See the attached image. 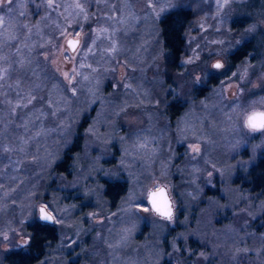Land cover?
Masks as SVG:
<instances>
[{
  "label": "rangeland",
  "instance_id": "rangeland-1",
  "mask_svg": "<svg viewBox=\"0 0 264 264\" xmlns=\"http://www.w3.org/2000/svg\"><path fill=\"white\" fill-rule=\"evenodd\" d=\"M184 2L190 3L193 0ZM194 2L200 5L201 0ZM5 3L9 7L16 6L20 9L14 15L23 23L39 22V15H31L29 19L23 14L24 0H0V12ZM123 3L124 0H109V7L113 9L111 15L120 16L121 13L116 9ZM136 4L137 8H142L143 0H136ZM26 7L29 13L33 12L34 6L31 3ZM148 7H152L151 3ZM179 10L188 9L175 11ZM91 11L94 14L93 21L83 27L67 29L70 33L67 37L63 33H49L45 29L44 36L54 44L46 45L43 43L44 37H34L33 41L39 45L34 52L35 62L23 70L10 72L7 82L0 80V129H6L0 137L4 143L0 168L13 173L6 183H0V189L8 193L0 201L3 222L12 223L18 218L21 210L28 206L29 197L35 198L40 206L46 207L53 215L55 226L52 227L57 232V238L38 264H72L73 260L77 264H225L224 247L218 240L229 226L250 225L248 231L252 236L264 237V227H260L263 224L261 217L264 210L260 206L264 205V195L252 193L240 181L239 169L234 183L224 178L235 174L238 163H246L251 159L250 153L261 141H253L249 151L243 150V156L230 158L218 146L221 143L219 132L223 131L221 123L224 117L219 111L208 112L206 109L220 107L216 90L221 86L226 102L237 99L247 102L258 98L256 93L264 80V28L254 34L252 43L246 45L249 48L247 57L236 62L226 57L225 60L231 62L229 71L220 79L214 72H210L211 81H216L217 84H209L207 91L202 88L194 93L188 71L197 67L194 57H198L203 64L216 59L215 52L219 51L218 40L221 39V33L219 29L214 30L213 24L218 21L215 18L206 21L207 13L193 14L188 10L191 17L183 32L184 47L177 65L169 62L161 43L159 25L149 21L132 27L119 34L125 55L113 62V74L103 90V95L109 101L102 106L99 101L85 103L83 97L79 102L74 100L68 90L71 83L65 81L60 74L61 70H70L80 60L78 56L73 57L72 61L68 60V52L65 50L69 48L67 41L70 38L78 39V48L90 49L93 44L92 34L97 27L96 21L109 15L102 5L93 7ZM231 14L247 15L251 19L245 23H233L229 29L230 36L225 37L230 43L246 36L254 21L258 20L264 25V3L261 0H256L255 5L248 8L236 3ZM20 31L27 33L26 29ZM18 49L22 54L26 52L21 49L20 42H13L11 51ZM160 51L166 53L164 61L156 59ZM130 57L136 58V63H129ZM153 62L158 66L157 69L152 67ZM181 63H185V67H181ZM172 65H175V69ZM242 65L251 68L250 83L247 85H242L237 75ZM12 67L15 69L17 66L14 64ZM200 71L202 68L195 72L197 78ZM157 74L164 77L165 84L162 88L153 82V77ZM125 77L133 78L132 87L140 84L151 90L153 100L151 104H144L146 111H141L140 106L135 103H129L126 90L130 85ZM65 83L68 89L58 90L54 87ZM238 88L241 90L239 97ZM177 90L182 91L186 102L173 103L176 99L173 94ZM169 104L170 108L167 107ZM114 107H120V111L127 115L116 129H109L106 125L111 123L108 117ZM180 108L181 111L174 114ZM181 121L197 122L199 127V133L183 146L178 145ZM153 125L154 132L166 137L159 145H152L161 148L159 158L147 165L129 164L132 171L124 173L128 180H118L126 187L125 197L109 205L104 199V190L106 183L111 182L93 169L99 166L121 173L123 168L120 161L125 155L122 150L125 144L117 146L109 141L110 147L103 154H114L115 157L100 161L97 165L96 159L100 153L93 150V139L97 132L102 137L112 132L119 138L138 128ZM93 129L94 131H90ZM18 136L28 139L27 151L23 155H12L8 143ZM73 136H76L77 142L79 138L81 140L70 153L71 162L63 171L56 170L55 164L60 160V153L65 149L64 145L73 140ZM260 158H264V151L260 153ZM209 160L212 162L205 163ZM12 165L15 166L14 169ZM161 165L167 168L166 182L172 185V194L177 202L176 227L168 230L166 225L162 226L153 219L151 228L145 223L142 232L136 234L128 246L114 253L112 241L115 233L122 227L140 224L138 216L123 215L129 195L139 189L137 181L148 183L162 178ZM194 167L205 171L193 173ZM225 169L230 172L225 173ZM205 183H210L211 188L217 190L213 192L210 187L205 189ZM89 189L93 190L94 195H86ZM201 189L204 191L199 194ZM237 189L239 191H235ZM229 205L228 211H219V207ZM65 208L74 209L71 216L57 218V212ZM133 208L140 216L148 215L144 206L139 203L134 204ZM221 217L226 219H220ZM37 223L42 222L37 218L15 223L17 239L14 242L20 244L22 241H29L27 228ZM77 230H81L78 236ZM252 236L239 243L236 252L232 253L234 264H251L264 258V242ZM228 247L231 248L232 245L229 244ZM9 248L8 243L0 244V252H6Z\"/></svg>",
  "mask_w": 264,
  "mask_h": 264
},
{
  "label": "clouds",
  "instance_id": "clouds-1",
  "mask_svg": "<svg viewBox=\"0 0 264 264\" xmlns=\"http://www.w3.org/2000/svg\"><path fill=\"white\" fill-rule=\"evenodd\" d=\"M264 3V0H261ZM31 3L34 8L33 12L29 13L26 5ZM151 3L152 7H148ZM236 3H239L242 7L248 8L255 5L256 0H201L200 5H197L194 0L190 3H185L184 0H143L142 8H137L136 0H124L123 5L118 6L116 9L121 14L120 16H113L111 12L113 9L109 7V0H24L23 14L31 18V15H39V22L23 23L20 21L14 13L19 11L16 6L9 7L8 3L3 5V11L0 12V80L7 82L9 74L12 71L23 70L27 65L35 62L36 57L34 52L39 46L33 41L34 37H44L43 43L54 44L53 41H49L44 36V30L47 29L49 33L60 32L66 37L70 35L67 29H71L74 26L83 27L86 23L93 21V7L103 6L104 10L109 12L106 18H102L96 21V31L92 34V47L90 49L83 48H66L68 52V60L72 61L73 57H79L78 63H74V66L70 70H61V76L65 78V81L71 83V88L68 89V85L57 84L54 85L58 90L68 89L72 93V97L77 102L83 97L84 102H96L99 101L102 106L108 104L109 98L103 95V90L107 86L112 74H113V62L125 55V50L122 47L119 34L129 31L132 27L147 24L149 21L155 25L162 24V20L166 19L169 14H172L177 9H188L193 14L207 13L205 20H215L218 23L213 24V28L219 29L221 33V39L218 40L219 51L215 52L216 59L210 60L207 64H203L198 57H194L197 67L190 69L188 75L192 78L191 89L195 93L202 88L207 87L211 81L210 72H214L218 79L224 76V73L229 71L230 61H226V57H231L237 52L241 51L245 45L253 42L254 34L260 29L264 28V25L259 21H254L251 27L248 28V34L236 39L234 43L228 42L225 37L230 36L229 29L235 21H244V23L251 18L247 15L235 14L232 15V7ZM53 13H55L53 15ZM214 13V17H213ZM175 22V20H174ZM174 26L179 28V24L174 23ZM20 29H26L27 33L21 32ZM88 35V33H84ZM83 36H81V39ZM13 42H20L21 49H25L26 52L22 54L21 50L11 51V45ZM171 56V53H167ZM16 57V59H13ZM166 53L160 51L157 54L156 59L164 61ZM129 63H136V58H129ZM16 65L14 69L12 66ZM227 64V66H226ZM118 67V66H117ZM152 67L157 69L158 66L155 62L152 63ZM181 67H185V63H181ZM200 71V76L197 78L196 71ZM87 69V70H86ZM250 66H241L237 75L239 76V82L242 85L250 83ZM143 74V73H141ZM133 78L125 77V81L129 82V88L126 90L129 103H135L140 106L141 111H146L144 104H151L153 100L152 92L148 88L142 87L137 84L135 87L131 86V80ZM153 82L161 88L165 84L164 77L157 74L153 77ZM218 96V105L212 106L206 109L208 112L219 111L224 117L221 123L223 131L219 132V139L221 143L218 145L230 158L236 159L243 156V150L249 148L253 141H261L256 145L250 155L252 156L246 163L240 162L236 165L235 174L226 175L224 178L228 179L230 183H234L237 170L239 169L241 174L240 181L243 184L255 186V177L264 175V170H258L256 173L252 172L253 165H259L260 153L264 151V80L261 82V88L257 90V99L247 102H241L239 99L231 102L225 101L223 94V86L216 90ZM241 90L237 89V97L240 96ZM176 98L174 102H186L183 98V93L177 90L174 94ZM27 99V97H26ZM122 107V106H120ZM120 107H114L111 115L108 119L111 123L106 127L109 129H116L119 126V122L123 119L127 113L120 111ZM171 107V104L167 105ZM187 115V114H186ZM206 118V117H205ZM202 118V119H205ZM151 123V120H150ZM152 127H141L134 131L129 132L127 136H121L117 138L112 132H109L106 136H100L97 132L93 139V150H98L100 153L97 156V165L100 161L106 159H112L114 156L104 155L103 153L110 147L109 141L112 145L125 144L124 158L120 161V165L123 171L117 174L114 170H108L97 166L93 169L95 173H102L101 177L108 179L113 184L116 181L128 180V176L124 173H130L132 169L129 164L143 163L147 165L150 161L159 158L161 148L159 146L152 147L153 143L159 145V143L166 139L163 135H159L158 132L153 131ZM6 129H0V137L3 136V132ZM90 131H94L90 130ZM199 133V127L197 122L181 121V127L178 129V145L183 146L184 143L192 140L194 135ZM203 138L202 135L200 137ZM28 139H21L19 136L14 140L9 141L8 147L12 155L26 154ZM72 142L69 141L64 145L65 148H70ZM0 155H4V143L0 140ZM212 161H205V163H211ZM14 169V165L11 166ZM203 172L204 169L194 167L193 173ZM225 173L230 172L229 169L224 170ZM11 171L5 172L0 168V183H6ZM162 178L158 180H152L148 183H139V189L130 194L128 197V205L123 213L125 216H138L140 224H132L128 227H122L115 233L113 239V249L115 253L117 250L128 246L134 236L141 233L143 225L148 224L151 228L153 219L161 223L162 226L166 225L168 230L176 227L177 216V202L172 194V185L166 182L168 175L165 165H161ZM251 177V179H250ZM211 188L210 183H205L204 188ZM213 192L217 189L211 188ZM106 190V189H105ZM204 189H201L199 194H202ZM235 191H239L238 189ZM8 193L0 189V201H3ZM86 195H94L92 189L87 190ZM189 195H191L189 193ZM238 199H241L238 197ZM141 204L144 206L147 216H140L134 211V204ZM251 207V206H249ZM228 207H219L221 213L228 211ZM261 210H264V205L260 206ZM74 211L68 208L62 209L57 212V218L61 216L67 218L71 216V212ZM2 212V208H0ZM42 209H40V203L33 197H29V204L26 208L21 210V215L15 218L12 223H4L2 216H0V244L8 243L10 248L7 252L16 250L22 251L30 255H35L37 252L32 248V241H22L20 244H16L14 241L17 239L15 235L14 224L21 220L27 222L37 219L49 226H55L54 217L51 215H41ZM50 217V218H49ZM220 219H226L221 217ZM23 229V224L20 225ZM250 225H241L240 227L229 226L218 242L223 245L225 253V264H234L235 258L232 253L236 252V248L239 243H242L247 237L252 236L248 231ZM264 227V225H260ZM81 230H77V236ZM167 233L165 232V235ZM261 242H264V237H255ZM199 242V241H197ZM232 247L229 248L228 245ZM214 251H216L214 249ZM243 251V250H241ZM6 252H0V264H11L10 261L5 259ZM78 259V258H77ZM243 259V258H241ZM18 264V262H17ZM72 264H77L76 260L72 261ZM143 264V262H140ZM251 264H264V258L259 262L253 261Z\"/></svg>",
  "mask_w": 264,
  "mask_h": 264
},
{
  "label": "trees",
  "instance_id": "trees-1",
  "mask_svg": "<svg viewBox=\"0 0 264 264\" xmlns=\"http://www.w3.org/2000/svg\"><path fill=\"white\" fill-rule=\"evenodd\" d=\"M190 17L191 14L188 10L175 11L174 13L169 14L166 19L162 20V24L159 25L162 46L167 53H171V56L167 54L170 64L177 65L176 63L180 60L184 47L183 32ZM174 23L179 24V28L175 27ZM248 52L249 48L245 45V47L241 51L237 52L235 55H232L231 57H229V59L232 62L242 60L247 57ZM175 65H172L174 69ZM209 84H212L211 86H213L216 85L217 82L212 80L211 83H208V85ZM208 85L204 90L207 91V89H209ZM179 111H181V108L179 110L177 109L174 114H177ZM82 126L83 124L79 126V128H81ZM78 140V142H80L81 139L79 138ZM71 142L72 146L70 148H65L60 153V160L55 164L56 170L58 169L59 171H63L65 166L71 162L70 153L75 150L78 143L76 140V136H73V140ZM258 170H264V158H260L259 165H253L252 172L256 173ZM255 179L256 183L254 187L252 185H248L247 183H245L244 185L246 187H249L252 193L259 192L264 195V175L255 177ZM105 189L104 199L109 205L125 197L124 195L126 187L118 181H116L114 184L112 182L106 183ZM261 221L263 222L262 225H264V214L261 217ZM27 229L29 240L32 241V248L37 252V254L30 255L16 250H12L9 252L6 251L5 259L10 261L11 264H17V262L18 264H38L41 259L49 252L50 248L57 238L56 230L49 225L37 223L29 226V228ZM163 264L167 263L164 262Z\"/></svg>",
  "mask_w": 264,
  "mask_h": 264
},
{
  "label": "water",
  "instance_id": "water-1",
  "mask_svg": "<svg viewBox=\"0 0 264 264\" xmlns=\"http://www.w3.org/2000/svg\"><path fill=\"white\" fill-rule=\"evenodd\" d=\"M67 45L68 47L70 46L71 48H78L79 46V40L78 39H74V38H70L68 41H67ZM40 209L43 210V212H41L40 214L41 215H51L53 216L47 209L46 207L44 206H40Z\"/></svg>",
  "mask_w": 264,
  "mask_h": 264
},
{
  "label": "snow or ice",
  "instance_id": "snow-or-ice-1",
  "mask_svg": "<svg viewBox=\"0 0 264 264\" xmlns=\"http://www.w3.org/2000/svg\"><path fill=\"white\" fill-rule=\"evenodd\" d=\"M42 212H43V210H42ZM50 218V217H49Z\"/></svg>",
  "mask_w": 264,
  "mask_h": 264
}]
</instances>
